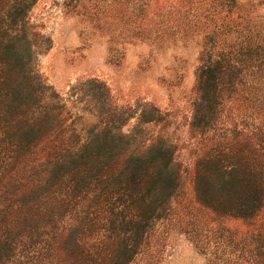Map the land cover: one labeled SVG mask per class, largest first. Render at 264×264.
I'll return each instance as SVG.
<instances>
[{"label": "trees", "instance_id": "trees-1", "mask_svg": "<svg viewBox=\"0 0 264 264\" xmlns=\"http://www.w3.org/2000/svg\"><path fill=\"white\" fill-rule=\"evenodd\" d=\"M35 3L0 0V264H131L172 210L180 180L173 151L163 140L134 149V137L106 127L111 120L85 140L68 135L35 71L40 46L28 22ZM206 39L190 124L201 136L218 127L227 103L262 115V90L242 87L263 69L264 47L224 41L215 54ZM104 96L96 94L98 103ZM229 134V144L225 138L198 160L195 200L248 222L249 246L220 238L213 250L199 245L208 264H264V138L257 148L237 130Z\"/></svg>", "mask_w": 264, "mask_h": 264}, {"label": "rangeland", "instance_id": "rangeland-1", "mask_svg": "<svg viewBox=\"0 0 264 264\" xmlns=\"http://www.w3.org/2000/svg\"><path fill=\"white\" fill-rule=\"evenodd\" d=\"M28 22L40 46L35 71L46 99L59 108L52 117L64 120L68 135L85 140L96 125L105 128L111 120L106 127L134 137V149L157 140L171 146L180 175L176 199L131 264H208L199 242L213 250L218 238L249 246L248 222L211 214L196 202L193 172L207 150L230 143L229 131L259 148L264 67L251 71L254 77L242 87L262 90V115L231 102L205 136L193 133L190 124L207 35L215 54L224 41L264 47V0L229 6L218 0H36ZM102 90L105 105L96 97Z\"/></svg>", "mask_w": 264, "mask_h": 264}]
</instances>
